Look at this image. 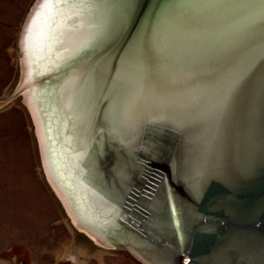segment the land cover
Listing matches in <instances>:
<instances>
[{"label":"water","instance_id":"water-1","mask_svg":"<svg viewBox=\"0 0 264 264\" xmlns=\"http://www.w3.org/2000/svg\"><path fill=\"white\" fill-rule=\"evenodd\" d=\"M120 2L61 0L77 7L60 8L61 15L48 20L38 17L26 41L41 4L32 0L16 40L15 87L0 96L6 103L0 112L31 89L20 80L25 58L41 94L36 117L44 146L33 137L36 160L42 155L78 219L104 232L111 251L138 264H264V66L258 64L223 109L218 88L207 81L185 92L192 82L182 33L192 13L157 24L160 9L172 0H136L131 22L115 40L67 59L66 50L91 38L83 25L93 35L110 22L103 5ZM217 23L236 32L213 49L216 57L243 47L249 31L239 15ZM157 28L161 47L153 56L169 61L159 72L137 63L138 37L150 39ZM82 211L95 221L82 220Z\"/></svg>","mask_w":264,"mask_h":264},{"label":"rangeland","instance_id":"rangeland-1","mask_svg":"<svg viewBox=\"0 0 264 264\" xmlns=\"http://www.w3.org/2000/svg\"><path fill=\"white\" fill-rule=\"evenodd\" d=\"M32 0H0V96L16 74V40ZM25 111L0 112V264H138L123 254L78 253L70 228L45 186ZM72 247H71V246ZM72 249V251H71Z\"/></svg>","mask_w":264,"mask_h":264},{"label":"snow or ice","instance_id":"snow-or-ice-1","mask_svg":"<svg viewBox=\"0 0 264 264\" xmlns=\"http://www.w3.org/2000/svg\"><path fill=\"white\" fill-rule=\"evenodd\" d=\"M101 5H90L100 7ZM73 8L77 5H65L61 0H41L39 9L27 26L29 40L38 24V17L48 20L53 15L60 16V8ZM103 7L112 13L110 22L95 32L91 38L79 46L68 49L67 59L88 56V49L99 46L104 41L115 40L120 32L131 22L132 10L136 7V0H121L117 4H105ZM192 13L186 16V28L182 33L185 48L184 57L189 65L186 76L192 82V87L185 89L191 93L199 86L200 81H207L220 92V107L226 108L232 98L238 94L249 82L252 74L259 65L264 66V0H172L163 5L157 17V24L173 19L176 13ZM239 15L245 22L249 35L242 48H234L230 54L216 57L213 49L227 41L235 39L236 29L220 26L217 22ZM151 20V18H150ZM140 54L137 63L140 67H153L161 71L169 63L165 56H153L154 50L161 47L159 28L151 38L144 35L138 37ZM206 61L208 67L201 69V62ZM72 78H77V71L73 70ZM261 87L264 88V71L260 74ZM166 86V82H162ZM177 95H183L178 93ZM179 103V101H178ZM177 120V124L182 123Z\"/></svg>","mask_w":264,"mask_h":264},{"label":"bare ground","instance_id":"bare-ground-1","mask_svg":"<svg viewBox=\"0 0 264 264\" xmlns=\"http://www.w3.org/2000/svg\"><path fill=\"white\" fill-rule=\"evenodd\" d=\"M68 14H73V10H70L68 12ZM83 27H84V31H83L84 36L87 35L86 38L88 39L90 36H92V28L89 29L88 25H85V24L83 25ZM75 35H76V33H74V36ZM20 71H21L20 80L28 82L31 89H29L27 92H24L22 94V98L18 102H16L15 104L19 105L25 111L28 123L30 125V128L32 129L31 134L34 131V136H32V138L34 137L35 140L38 139L40 146L41 145L44 146L43 134H42V131L40 129V126L38 125V120L36 117L37 116L36 108L38 107L37 103L39 100L38 98H41L40 88H38V85L35 81L36 78L33 79L30 75H28V66H27V62H26L25 58H22V60L20 61ZM14 84H15V82L11 85L10 89L5 93V96L13 90V88L15 87ZM29 94H30V96H29ZM28 96L31 97L32 101L30 100V98H27ZM5 104L6 103H3V104L1 103L0 107L4 106ZM83 131H84L83 135L85 134L87 137L88 136L87 134L89 133L88 129L85 128ZM39 151H40V149H39ZM43 157H45L44 150H43ZM37 163H38V169H39L41 178H42L45 186L47 187L49 193L51 194L52 198L55 200L57 206L59 207V209H60L59 211L61 212L62 218L64 219L65 223L68 225V227L71 230V233L73 236V244L76 248V251L78 253L84 254L88 257H94L97 259H99L104 254H106V255L107 254L117 255L118 253L111 251L110 249L107 248V247H109V245H108V243H109L108 239L109 238L106 236V234L103 235L104 232H102L101 230L98 231V229L93 228L91 226H90L91 228L86 227L85 223L81 222L78 219V215L75 214V212H73L74 210L69 204L70 202L68 203V201H67L65 192H63L62 190H58L56 188V186L54 185L53 180H52V173L49 170L50 167L48 166L47 162L43 160L42 155H41V157L39 155V157L37 159ZM96 184L101 185L102 188L105 189V191L109 190V188H106V186H107L106 184H101L98 181H96ZM71 188H74L73 184H71ZM94 199L99 204V206L103 207L102 209L104 210V212L109 211L107 204H103L104 202L102 203L101 199H98L96 197ZM110 206L113 209H116L113 205L110 204ZM82 212L84 213V216H83L84 218L82 220H84V221L86 220V221H90V222L95 221L94 216L91 213L85 214L84 211H82ZM109 223H111V225L116 226L117 220L110 219ZM100 234H102L106 239H104L102 235L100 237L102 239H100L99 238ZM137 243L140 245H143L140 241H137ZM144 248H146V247H144ZM68 251H70V249ZM68 251H65V253H64L65 257L69 256V257H71V259H73L75 261L76 264H82L79 261V256H77L78 254H75V253L73 254V253L68 252ZM71 251H72V249H71Z\"/></svg>","mask_w":264,"mask_h":264}]
</instances>
